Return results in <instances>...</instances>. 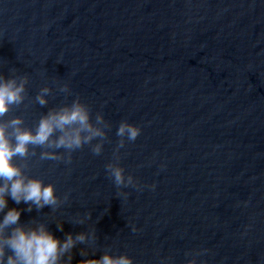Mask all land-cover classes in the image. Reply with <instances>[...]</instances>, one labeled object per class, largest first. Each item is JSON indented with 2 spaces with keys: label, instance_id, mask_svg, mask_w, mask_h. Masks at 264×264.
Listing matches in <instances>:
<instances>
[{
  "label": "water",
  "instance_id": "1",
  "mask_svg": "<svg viewBox=\"0 0 264 264\" xmlns=\"http://www.w3.org/2000/svg\"><path fill=\"white\" fill-rule=\"evenodd\" d=\"M0 76L28 77L23 104L0 123L20 117L34 131L78 97L93 122L100 113L111 125L98 156L85 145L66 164L35 149L25 174L67 200L29 212L6 197L0 224L23 211L5 235L95 231L71 264L105 253L134 264H264V0H0ZM43 87L46 106L35 102ZM122 121L141 129L118 153L139 187L117 188L106 171Z\"/></svg>",
  "mask_w": 264,
  "mask_h": 264
},
{
  "label": "clouds",
  "instance_id": "2",
  "mask_svg": "<svg viewBox=\"0 0 264 264\" xmlns=\"http://www.w3.org/2000/svg\"><path fill=\"white\" fill-rule=\"evenodd\" d=\"M28 77L5 78L0 76V120L13 108L19 107L26 99V85ZM59 91L71 95L67 85L59 88ZM52 95L49 87H43L35 97V102L40 106L48 104L47 96ZM24 121L20 117L13 118L7 123H0V212L7 208V199L10 197L17 205H28L27 211L31 212L35 206L37 210L50 207L56 210L67 200L56 195L53 184L45 185L43 180L33 178L25 174L28 168L27 159L36 155V148L44 149L40 152V160L64 161L71 164L72 153L82 149L85 145L91 146L94 155H100L103 144L108 140L105 129L111 125L105 121L102 114L97 113L95 122L92 121L89 106L82 103L77 97L70 105L51 109L43 115L35 130L23 127ZM11 129V131H9ZM141 134L137 126L122 121L119 124L116 135L120 138L114 153L115 163L106 165V171L112 178L117 188L139 187L133 177H125V170L119 166V149L125 146V138L134 142ZM99 139V143L93 144ZM64 150V154H58L57 150ZM51 150V151H50ZM19 157L26 163L22 166L15 162ZM153 189L155 185L151 186ZM127 198V193H122ZM23 210L11 208L4 215L0 224V264H5V249L12 254L7 256L6 264H60L67 256L68 264L73 260V249L77 245L95 244L97 239L95 231L91 233L81 232L73 236L67 234L61 241L49 232L44 225L36 229L25 230L24 227H15L8 235L4 230L18 225ZM87 218H90V214ZM83 224L84 219L76 221ZM63 231V225H58ZM135 232L137 229L132 228ZM80 256L87 257L89 252L81 249ZM200 253H197L199 255ZM95 255V253H93ZM80 264H134L127 255L113 256L103 254L99 259H84ZM189 264H196L192 259Z\"/></svg>",
  "mask_w": 264,
  "mask_h": 264
}]
</instances>
